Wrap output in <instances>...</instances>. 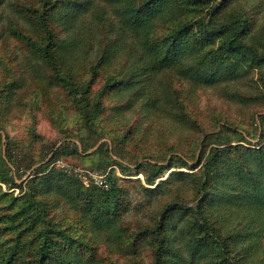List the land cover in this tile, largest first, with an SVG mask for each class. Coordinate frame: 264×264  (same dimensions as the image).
Here are the masks:
<instances>
[{"label":"trees","instance_id":"obj_1","mask_svg":"<svg viewBox=\"0 0 264 264\" xmlns=\"http://www.w3.org/2000/svg\"><path fill=\"white\" fill-rule=\"evenodd\" d=\"M226 1L230 0L213 6L208 15L192 21L189 14L201 12L207 0H33L29 5L17 6L21 21L27 22L11 21L7 31L46 67L48 75L42 80L48 87L65 90L91 128L105 111L103 98L109 89L115 93L132 92L133 99L127 107L143 98L145 110L157 111L160 86H154L149 97L140 85H151L162 72L179 71L183 79L196 85L214 86L235 72L237 64L230 56L252 65L264 64V50H258L245 39L251 31L247 18L238 15L230 21L218 20ZM3 3L5 0H0V6ZM103 3L116 11L118 20L108 24L103 19L109 36L90 63L83 57L92 55L98 34L87 27L83 18L98 11ZM61 30L69 33L65 41L61 39ZM192 34L197 37L194 43L189 39ZM214 40H220V46L199 56L200 45ZM120 53H126L135 71L123 78L111 74L105 87L91 98L94 77ZM85 61L91 79L83 73ZM11 84L17 87L15 81L9 83L4 90L6 97L12 94ZM205 138L216 142L214 147H203L197 172L175 171L169 179L156 184L165 168L152 162L140 166L148 186L141 187L151 205L176 187L186 186L192 187L194 205L175 200L155 217L151 216L148 223L133 230L123 225L125 214L133 206L126 202L116 176H109L108 190L85 187L78 177L56 169L43 171L47 174L41 181L49 183L47 196L58 195L77 208L92 221V229L115 241L117 251L133 256L132 264H145L141 260L144 246L149 247V264H264V145L232 146L223 131L207 134ZM70 154L64 147L57 149L49 162ZM0 184H11L6 164L0 167ZM37 196L29 191L23 198H12L0 186V210L8 213L13 209L2 215L9 218L2 231L15 233L11 242L0 240V264H93L84 251L75 252L77 248L68 242L60 243L59 239H66V233L50 224L48 203Z\"/></svg>","mask_w":264,"mask_h":264},{"label":"rangeland","instance_id":"obj_2","mask_svg":"<svg viewBox=\"0 0 264 264\" xmlns=\"http://www.w3.org/2000/svg\"><path fill=\"white\" fill-rule=\"evenodd\" d=\"M223 1L207 0L201 12L189 14L188 19L193 21L205 17L213 6ZM32 2L5 0L0 6V167L6 164L11 179L9 186H0L12 198H23L31 191L38 195L39 200L45 199L43 201L48 203V221L66 233V239H59L60 243L68 242L69 246L77 248L75 252L84 251L85 257L93 264H132L133 256L117 251L115 241L106 239L107 234L92 229V221L77 208L58 195L45 194V190L50 188L47 181H41L47 174L43 171L56 169L78 177L85 187L96 186L105 190L109 189V176H116L120 179L126 202L133 206L123 221V225L132 230L142 223H148L151 216L155 217L175 200L192 207V187L189 186L176 187L169 195L160 196L151 205L150 198L141 187L148 186L140 166L152 162L165 168L156 184L169 179L175 171L197 172L201 168L198 165L203 147L215 146V140L205 141V136L213 132L226 133L232 146L257 148L259 143L263 146L264 64L252 65L240 57L230 56L237 64L235 72L214 86L196 85L183 79L179 71L162 72L151 85H140V89L144 88L149 97L154 86H160L157 111L145 110L142 107L143 98L127 107L133 93L128 90L115 93L114 89H109L103 98L104 115L90 128L66 91L48 87L47 82L42 80L48 75L46 67L8 34L9 22L15 23L19 19L20 22H27L21 21L17 6ZM225 5L218 14V20L230 21L243 15L251 23V31L245 39L263 51L264 0H230ZM92 14H95L93 18ZM83 19L87 27L98 34L92 55L83 57L91 63L104 45V38L109 36L108 26L105 27L103 19L110 24L118 20L117 13L103 3L98 11L89 13ZM67 38L69 33L61 30V39L65 41ZM189 39L194 43L197 37L192 34ZM220 44V40H214L200 45L198 55L205 56ZM78 57L81 59L82 55ZM86 61L82 70L85 78L91 79L92 73ZM134 71L126 53H120L94 77L91 98L94 99L105 87L106 79L111 74L123 78ZM14 81L17 87L13 88L11 84L12 94L6 97L4 90ZM117 107L121 109L117 111ZM226 139L227 136L223 137L224 144ZM63 147L72 154L49 162L52 152ZM194 166L198 168L191 171ZM56 191L61 192V189ZM12 210H8V213ZM8 213L0 210V216ZM2 217L0 240L8 243L14 239L15 233L2 231L5 221L9 220L7 216ZM144 247L141 260L149 264V247Z\"/></svg>","mask_w":264,"mask_h":264}]
</instances>
